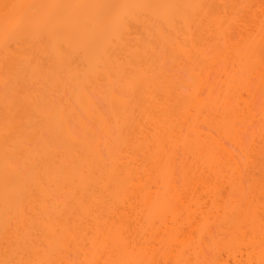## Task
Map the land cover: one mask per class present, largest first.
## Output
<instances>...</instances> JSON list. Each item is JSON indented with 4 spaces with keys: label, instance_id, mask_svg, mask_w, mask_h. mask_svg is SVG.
I'll return each instance as SVG.
<instances>
[{
    "label": "bare ground",
    "instance_id": "1",
    "mask_svg": "<svg viewBox=\"0 0 264 264\" xmlns=\"http://www.w3.org/2000/svg\"><path fill=\"white\" fill-rule=\"evenodd\" d=\"M254 1L0 0V264H264Z\"/></svg>",
    "mask_w": 264,
    "mask_h": 264
},
{
    "label": "rangeland",
    "instance_id": "2",
    "mask_svg": "<svg viewBox=\"0 0 264 264\" xmlns=\"http://www.w3.org/2000/svg\"><path fill=\"white\" fill-rule=\"evenodd\" d=\"M254 1V0H253ZM258 2H259V0H257ZM257 1H254V2H252V6L254 5V4H256V5H254L253 7H251L252 9H249V11H248V13L247 12H245V13H243V15H244V19H248L247 20V24H249V26H250V28H254L253 26V24H254V22H253V24L251 23L252 21H253V19H254V17H252V15H251V13L253 12V13H255V12H257V14H256V16L257 17H259V19H263L264 18V0H260V2L258 3ZM257 2V3H256ZM257 4H259V5H257ZM261 4V5H260ZM259 6V7H258ZM255 7V8H254ZM262 8H263V11H262V13H261V11L260 10H262ZM254 9V10H253ZM252 11V12H251ZM260 12V13H259ZM241 14V13H240ZM239 14V16H241ZM259 14V15H258ZM243 15H242V17H243ZM246 16V17H245ZM242 17H240L241 19H243ZM263 17V18H262ZM251 20V21H250ZM234 29V28H233ZM232 29V31H234V30H236V29H234L233 30ZM236 35V36H235ZM232 36H234V37H232L233 39V41H235V43L237 44V45H239V46H244V41L242 40V36L240 37V34H239V32H237V31H234V33H233V35ZM232 41V42H233ZM244 42V43H243ZM223 47V46H222ZM225 50V49H224ZM224 52V51H223ZM219 61H221L222 62V60H219ZM229 61V60H228ZM221 62H219L218 63V65H216L218 68H216V66L215 67H211V68H215V69H211V71H210V73H211V77H210V82H209V84H214L215 85V87L213 86V88H215V89H217L216 88V86L218 87V91H219V88H221L222 90H224L225 89V86L222 84V81H220V80H223V83H224V77H226L225 75L226 74H224V75H222L223 76V78H222V76L221 75H219V72H223V70L222 71H220L222 68H224V65H223V62L221 63ZM232 63V62H231ZM169 64V65H168ZM168 66L166 67L167 69H168V72L170 73L171 71H173L174 73H175V76L174 77H176V78H174V79H176V81H178V83L177 84H180V85H177L178 86V88L180 89L181 88V91H183V90H185V89H187V87L185 86V85H183V83H182V81L180 80V78L181 79H184V82H188L189 83V81L191 82L192 80L190 79V75H189V73H187V68L186 67H182V68H180V69H177V68H173L172 67V65H173V63H171V62H168ZM170 64H171V66H170ZM225 64H226V69H227V71L229 72H235V70H232L231 71V69H233L234 67L232 66V64H230V63H226L225 62ZM230 64V65H229ZM222 67V68H221ZM172 68V69H171ZM224 68V69H225ZM209 69V70H210ZM225 69V70H226ZM229 69V70H228ZM237 69V68H236ZM177 70V71H176ZM213 70V71H212ZM219 71V72H218ZM214 72V73H213ZM174 73H171V74H174ZM220 73V74H221ZM237 73V72H236ZM239 74L241 73V72H238ZM238 73L236 74V75H238ZM232 74H235V73H232ZM241 75H242V73H241ZM178 76V77H177ZM205 76H206V73H204V78H205ZM221 76V77H220ZM239 76V75H238ZM237 76V77H238ZM243 77H244V75H242ZM250 76H252V75H250ZM250 76H245V78L247 77V79L249 80V84H250V86L252 87V88H250V92L248 93V92H246L248 95H250V94H252L253 95V97H250V96H252V95H250V96H248L246 93H245V91L243 92V94H245L244 95V98L247 100L246 102L248 103V101H250L249 103H251V105L253 106V108L252 109H254V111H259V112H261L263 109H264V81L262 82L261 81V78L259 79L258 77H250ZM180 77V78H179ZM241 77V76H240ZM177 78H179L178 80H177ZM221 78V79H220ZM189 79V80H188ZM220 79V80H219ZM258 79V80H257ZM226 80H228V78L226 79ZM247 80V81H248ZM260 80V81H259ZM220 81V82H219ZM212 82V83H211ZM259 82H260V84H262V86L259 84ZM186 84V83H185ZM185 88V89H184ZM183 89V90H182ZM215 89H213L214 91L213 92H215ZM190 88H188V90H186L185 92L187 93H189L190 91ZM207 91V90H206ZM207 92H209V90L207 91ZM217 92V91H216ZM220 92V91H219ZM217 94V93H216ZM220 94V93H219ZM233 94V93H232ZM236 94V93H235ZM234 94V95H235ZM204 96V95H203ZM232 99H234V98H232ZM250 99V100H249ZM253 99V100H252ZM235 101V100H234ZM242 106H244V104H241ZM251 108V107H250ZM255 108H257V110L255 109ZM245 109V108H244ZM251 109V110H252ZM259 112H256V116H255V118H251V117H247L248 119L247 120H244L243 122H236L235 123V125H237V127L238 128H243V145H246L247 144V149L248 148H250V142H253V140L251 139V138H257V139H259L257 142L259 143V142H261L260 141V138L261 139H263L262 137H261V132H263L264 133V131H263V126H262V122L259 120V119H261L262 120V116H263V114H261V117H260V115H259ZM255 113V112H254ZM219 117V116H218ZM256 117L258 118L259 117V119H256ZM219 119H220V117H219ZM250 119V120H249ZM254 119H256V120H254ZM218 120V119H217ZM259 120V121H258ZM215 121H216V119H215ZM247 121H248V123H247ZM250 121V122H249ZM257 121V122H256ZM263 121V120H262ZM218 122V121H217ZM252 122V123H251ZM247 124V125H246ZM203 127H205V128H203ZM246 127V128H245ZM202 128L204 129V130H208V131H210V128H208V126H202ZM211 129H212V127H211ZM213 130V129H212ZM215 130V129H214ZM211 131L213 134H215L216 135V130L215 131ZM249 130V131H248ZM262 130V131H261ZM210 132V133H211ZM255 133V134H254ZM254 135V137H252L253 135ZM245 137V138H244ZM223 140V139H222ZM225 140H223V142H224ZM227 142V143H226ZM225 142V144L227 145V146H229L230 147V149H232L235 153L236 152H238V150H235L236 149V147L234 146V145H232V144H230V145H228L229 143H228V141H226ZM261 145V144H260ZM234 146V147H233ZM259 147V146H258ZM234 148V149H233ZM248 151V150H247ZM236 154H238V153H236ZM241 153H239V155H240ZM243 154V153H242ZM241 157V161H242V163H243V161H244V157L242 156V155H240ZM240 158H239V160H240ZM246 158V157H245ZM246 159H245V162L244 163H246ZM243 163V164H244ZM242 168H243V172H244V169H245V166H242ZM247 171V170H246ZM245 171V172H246ZM248 172H250V170L248 171ZM247 173V172H246ZM246 173H243V174H246ZM250 173H248V175H249ZM248 175H244V176H248ZM260 175V174H259ZM259 175H258V177H259ZM251 176H252V174H251ZM180 177V176H179ZM249 177H250V175H249ZM180 180V179H179ZM246 182H248L247 181V179H245V183ZM179 183H181V182H179ZM180 185V184H179ZM236 195V194H235ZM207 200V199H206ZM213 231H215V230H213ZM224 235V234H223ZM207 241H208V238H207ZM209 242H210V240H209ZM157 247H159L158 245H157ZM207 250V249H206ZM209 252H211L210 250L209 251H207V256H208V258H211V256L209 255V254H211V253H209ZM212 255V254H211ZM69 259L70 260H73L74 259V256L73 255H70L69 256ZM161 264H164V262L162 261V263Z\"/></svg>",
    "mask_w": 264,
    "mask_h": 264
},
{
    "label": "snow or ice",
    "instance_id": "3",
    "mask_svg": "<svg viewBox=\"0 0 264 264\" xmlns=\"http://www.w3.org/2000/svg\"><path fill=\"white\" fill-rule=\"evenodd\" d=\"M5 264H9V262H5Z\"/></svg>",
    "mask_w": 264,
    "mask_h": 264
}]
</instances>
